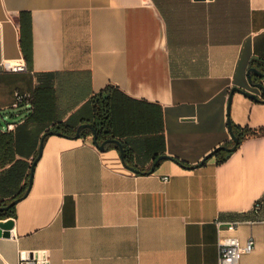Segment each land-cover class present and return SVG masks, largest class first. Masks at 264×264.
I'll use <instances>...</instances> for the list:
<instances>
[{"label":"crops","instance_id":"1","mask_svg":"<svg viewBox=\"0 0 264 264\" xmlns=\"http://www.w3.org/2000/svg\"><path fill=\"white\" fill-rule=\"evenodd\" d=\"M19 61L27 72L5 66ZM251 67L264 72V0H0V130L20 121L24 193L42 136L91 122L88 100L107 85L118 90L113 138L132 155L129 167L93 134H48L0 264L42 250L49 264H218V221L254 242L240 264H264V133L221 149L232 126L264 129V77L252 85ZM234 87L258 100L230 98ZM38 89L53 96L51 115L14 107Z\"/></svg>","mask_w":264,"mask_h":264},{"label":"trees","instance_id":"2","mask_svg":"<svg viewBox=\"0 0 264 264\" xmlns=\"http://www.w3.org/2000/svg\"><path fill=\"white\" fill-rule=\"evenodd\" d=\"M25 58L28 62H30L29 53L25 54ZM261 73L264 74V72ZM249 76H251L253 83H256L257 80L262 78L260 77V75L254 73H250ZM116 91L118 90H116L114 86L107 85L104 89L91 96L88 102H90L93 107V120L91 122H84L82 124L89 123L92 125L93 129H82L80 131V137L93 134V130H95L96 138L100 143L114 137L111 131L113 125V116L116 107L114 106L112 100ZM31 96L32 98L30 104L32 105V109L34 110L32 116H34L35 118H45V116L51 115V109L49 106L53 103V96H47V92L44 90L40 91V89L32 92ZM50 131L57 132L62 136L74 138L77 129L69 130L67 128V125H64L60 122H55L48 132ZM12 132L3 133L0 130V168L10 165L6 170L0 172V194H4V197H10L8 201L0 200L1 207L8 206L13 200L18 199L19 201L24 197V191L26 189L25 185L27 184L21 186V183L23 179H25V176L27 177V175H29V173H26L27 164L24 161L19 159L17 160L15 158L16 152L13 147V138L11 136ZM260 133H264V129L250 130L248 128L235 126H232L231 128V134L239 140L236 148H238L248 136L258 135ZM36 157L34 158V160L36 159ZM122 158L124 162L129 167H131L130 164L132 162V155L128 149L124 148V155ZM14 210L15 205L11 206L8 210L1 211L0 219L12 218L14 216Z\"/></svg>","mask_w":264,"mask_h":264},{"label":"built area","instance_id":"3","mask_svg":"<svg viewBox=\"0 0 264 264\" xmlns=\"http://www.w3.org/2000/svg\"><path fill=\"white\" fill-rule=\"evenodd\" d=\"M192 1H204L209 2L211 0H192ZM6 68L11 72H27L28 68L24 61L19 62H7L5 63ZM31 93H16V102L14 107H19L22 103L26 102L30 104ZM20 121L18 122H7L4 130L7 132H12L16 129ZM168 181V177L163 178ZM263 209V202L260 200L256 202L254 206V211L256 214L261 213ZM219 228V238H218V248H219V263L218 264H240L243 256L251 252L254 248V242L249 240L247 242H242L239 237L234 235L238 228L236 222H230L227 224V231L231 233L229 236H224L222 232V222H217ZM19 264H49L47 251H21L19 254Z\"/></svg>","mask_w":264,"mask_h":264},{"label":"water","instance_id":"4","mask_svg":"<svg viewBox=\"0 0 264 264\" xmlns=\"http://www.w3.org/2000/svg\"><path fill=\"white\" fill-rule=\"evenodd\" d=\"M256 73V74H259L260 77H264V74L259 72L256 68H251L249 70V73ZM249 81L252 85L254 86H257L259 88H262L263 89V85L261 83H253L252 81V78L251 76H249ZM264 90V89H263ZM234 92H241L243 94H245L246 96L250 97V98H253L255 100H258L257 96L255 94H252L250 92H247V91H243L242 89L238 88V87H234L232 90H231V94H230V98L233 96ZM262 102H264V99L261 100ZM230 127H231V124H229ZM84 128H90V129H93L92 128V125L89 124V123H85V124H81L78 128H77V132H76V135H75V138H79L80 137V131ZM48 134H57V135H61L57 132H54V131H50V132H46L43 136H42V140H41V143H40V147H39V152H38V156L36 157V159L34 160L32 166H31V172H30V178H29V188L31 186V182H32V178H33V171H34V167H35V163L37 162V160L39 159L41 153H42V150H43V141H44V138L48 135ZM93 136H94V141H95V145L100 149V150H104L106 148V145L109 144V143H115L119 150H120V153H121V156L123 157L124 155V148H123V145L122 143L115 139V138H110V139H107L105 141H103L102 143H100L97 138H96V135H95V130H93ZM72 138V137H71ZM232 138H233V141H234V145L229 148V147H221V149H224L226 151H233L236 149L237 145H238V142L239 140L234 136L232 135ZM218 151L215 150L213 153H211L209 156H207L201 163L200 165H202L209 157H211L212 155H214L216 152ZM168 156L166 155H163V156H159L157 158V160L153 163V166L150 170V172H153L156 168V165L158 164V162L164 158H167ZM134 170V169H132ZM134 171H138V170H134ZM29 188L27 189V191L25 192L24 196H26L29 192ZM18 202V199H15L11 202L10 205L8 206H4V207H1L0 206V212L1 211H5V210H8L11 206L13 205H16V203ZM14 228V219L13 218H7V219H3V220H0V237H11V231L12 229Z\"/></svg>","mask_w":264,"mask_h":264},{"label":"rangeland","instance_id":"5","mask_svg":"<svg viewBox=\"0 0 264 264\" xmlns=\"http://www.w3.org/2000/svg\"><path fill=\"white\" fill-rule=\"evenodd\" d=\"M4 113H1V115H3ZM4 124H5V122H4Z\"/></svg>","mask_w":264,"mask_h":264}]
</instances>
